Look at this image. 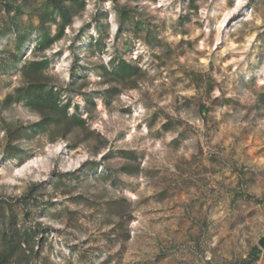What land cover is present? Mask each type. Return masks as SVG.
<instances>
[{
    "label": "rangeland",
    "instance_id": "374dc122",
    "mask_svg": "<svg viewBox=\"0 0 264 264\" xmlns=\"http://www.w3.org/2000/svg\"><path fill=\"white\" fill-rule=\"evenodd\" d=\"M263 234L264 0H0L4 264H236Z\"/></svg>",
    "mask_w": 264,
    "mask_h": 264
},
{
    "label": "trees",
    "instance_id": "16d2710c",
    "mask_svg": "<svg viewBox=\"0 0 264 264\" xmlns=\"http://www.w3.org/2000/svg\"><path fill=\"white\" fill-rule=\"evenodd\" d=\"M255 200L258 202L262 201V199L260 198H255ZM260 251L261 249L257 245L253 246L251 251L248 253L247 258L241 261H236V264H253L258 259ZM7 258H8L7 254L0 255V264H4L5 263L4 259Z\"/></svg>",
    "mask_w": 264,
    "mask_h": 264
},
{
    "label": "water",
    "instance_id": "95a60500",
    "mask_svg": "<svg viewBox=\"0 0 264 264\" xmlns=\"http://www.w3.org/2000/svg\"><path fill=\"white\" fill-rule=\"evenodd\" d=\"M257 246L260 248V249H264V234L261 235L258 240H257Z\"/></svg>",
    "mask_w": 264,
    "mask_h": 264
},
{
    "label": "crops",
    "instance_id": "0c3cea01",
    "mask_svg": "<svg viewBox=\"0 0 264 264\" xmlns=\"http://www.w3.org/2000/svg\"><path fill=\"white\" fill-rule=\"evenodd\" d=\"M253 264H263V262L255 261Z\"/></svg>",
    "mask_w": 264,
    "mask_h": 264
},
{
    "label": "bare ground",
    "instance_id": "6f19581e",
    "mask_svg": "<svg viewBox=\"0 0 264 264\" xmlns=\"http://www.w3.org/2000/svg\"><path fill=\"white\" fill-rule=\"evenodd\" d=\"M241 2V0H238V3H240ZM227 16V15H226Z\"/></svg>",
    "mask_w": 264,
    "mask_h": 264
}]
</instances>
